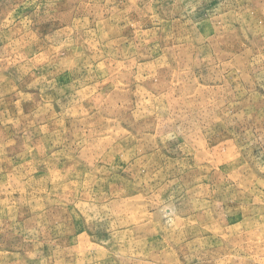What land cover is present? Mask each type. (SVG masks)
<instances>
[{
    "label": "rangeland",
    "instance_id": "rangeland-1",
    "mask_svg": "<svg viewBox=\"0 0 264 264\" xmlns=\"http://www.w3.org/2000/svg\"><path fill=\"white\" fill-rule=\"evenodd\" d=\"M0 264H264V0H0Z\"/></svg>",
    "mask_w": 264,
    "mask_h": 264
}]
</instances>
